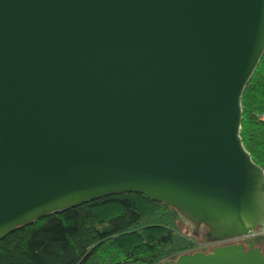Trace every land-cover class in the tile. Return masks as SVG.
Returning a JSON list of instances; mask_svg holds the SVG:
<instances>
[{"label": "water", "instance_id": "95a60500", "mask_svg": "<svg viewBox=\"0 0 264 264\" xmlns=\"http://www.w3.org/2000/svg\"><path fill=\"white\" fill-rule=\"evenodd\" d=\"M264 0H0V240L141 194L214 243L264 224L241 97ZM162 264H264L254 244Z\"/></svg>", "mask_w": 264, "mask_h": 264}, {"label": "trees", "instance_id": "16d2710c", "mask_svg": "<svg viewBox=\"0 0 264 264\" xmlns=\"http://www.w3.org/2000/svg\"><path fill=\"white\" fill-rule=\"evenodd\" d=\"M241 112L242 146L264 171V53ZM181 221L175 209L141 194L109 196L18 227L0 240V264H162L207 251L204 239L181 232Z\"/></svg>", "mask_w": 264, "mask_h": 264}, {"label": "built area", "instance_id": "2783aa9c", "mask_svg": "<svg viewBox=\"0 0 264 264\" xmlns=\"http://www.w3.org/2000/svg\"><path fill=\"white\" fill-rule=\"evenodd\" d=\"M264 174V173H263ZM259 240V250L264 257V225L263 227L259 229H255L253 231H250L245 236H239L233 239H228L223 242L215 243L216 245L220 244H229V243H235V244H244L245 242H254Z\"/></svg>", "mask_w": 264, "mask_h": 264}, {"label": "rangeland", "instance_id": "374dc122", "mask_svg": "<svg viewBox=\"0 0 264 264\" xmlns=\"http://www.w3.org/2000/svg\"><path fill=\"white\" fill-rule=\"evenodd\" d=\"M179 229L181 230V232L185 235H191L192 233V230H193V227L191 224H189L188 222H179ZM203 234H204V230L200 229L198 231V236H196L195 238L201 242L202 241V237H203ZM209 247V246H208ZM198 252H203V247L201 246L200 248H198ZM210 250H208L207 252L204 251V253H208Z\"/></svg>", "mask_w": 264, "mask_h": 264}, {"label": "clouds", "instance_id": "9594fccd", "mask_svg": "<svg viewBox=\"0 0 264 264\" xmlns=\"http://www.w3.org/2000/svg\"><path fill=\"white\" fill-rule=\"evenodd\" d=\"M263 173H264V171H263ZM264 175V174H263ZM264 225V224H263ZM263 225L261 226V227H263ZM261 227H258V228H256V229H259V228H261ZM200 229H202V230H204L203 228H200ZM199 229V230H200ZM198 230V231H199ZM255 230V229H254ZM253 231V230H252ZM205 232V231H204ZM250 232V231H249ZM247 235V234H246ZM195 237V236H194ZM239 237V236H238ZM226 241V240H225ZM218 242H221V241H217V242H214V243H209V242H206V241H204V245H205V248L206 249H208V250H212V249H214V248H216V247H219V246H225V245H242L245 249L248 247V244H250V243H253L254 244V248H257V249H259V247H258V245H259V240L258 241H254V242H245L244 244H235V243H229V244H220V245H216L215 243H218ZM223 242V241H222ZM202 244V245H203ZM209 246V247H208ZM209 251V252H210ZM208 252V253H209ZM204 253V252H203ZM261 253V252H260ZM264 258V257H263Z\"/></svg>", "mask_w": 264, "mask_h": 264}, {"label": "flooded vegetation", "instance_id": "af4514ba", "mask_svg": "<svg viewBox=\"0 0 264 264\" xmlns=\"http://www.w3.org/2000/svg\"><path fill=\"white\" fill-rule=\"evenodd\" d=\"M204 251H205V252H207V251H208V249H207V251H206V250H204ZM204 251H203V252H204Z\"/></svg>", "mask_w": 264, "mask_h": 264}]
</instances>
